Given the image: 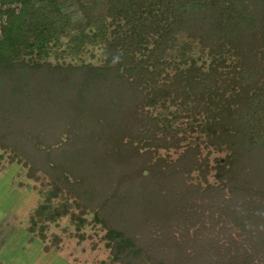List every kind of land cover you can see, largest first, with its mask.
<instances>
[{
	"label": "trees",
	"instance_id": "obj_1",
	"mask_svg": "<svg viewBox=\"0 0 264 264\" xmlns=\"http://www.w3.org/2000/svg\"><path fill=\"white\" fill-rule=\"evenodd\" d=\"M76 1L73 21L66 0H0V137L118 214L108 264H147L160 242L206 258L195 245L218 225L248 264L264 243V0H99L92 17ZM94 46L99 62L56 61Z\"/></svg>",
	"mask_w": 264,
	"mask_h": 264
},
{
	"label": "rangeland",
	"instance_id": "obj_2",
	"mask_svg": "<svg viewBox=\"0 0 264 264\" xmlns=\"http://www.w3.org/2000/svg\"><path fill=\"white\" fill-rule=\"evenodd\" d=\"M80 1L89 7V13L85 8L83 11L90 17L103 16L104 7L99 0ZM66 2L71 3L68 5L74 7L78 14L73 16L72 20L80 18L81 13L78 12L79 7L76 3L78 1L66 0ZM102 56V49L94 46L77 57L57 56L56 61L76 59L77 62L96 63L101 60ZM54 59V56H51L50 60L54 61ZM1 124H4V121L0 115ZM16 129H21V127ZM3 132L0 127V136ZM20 142L25 143L24 140ZM14 144H9V140H3L0 137V249L4 252V257L14 260L15 264H28L25 258L22 260L24 253L38 255L35 264H108L111 261L109 251L111 239L108 225L116 226L122 223L118 214H108V209H106L108 206L103 205V200L84 204L67 194L62 188L54 186L51 179L42 172L34 170L31 173L25 158L13 151ZM207 151L209 150L202 148L201 157H207L210 166L215 164L216 158L222 159L224 156L223 152L216 153L210 150L207 154ZM160 153H164L163 150ZM169 153L173 158L177 156V153L173 151ZM213 173L214 170L209 172L208 181L210 182L214 181ZM113 176L115 178V175ZM113 176L109 179L104 178L115 182ZM228 223L232 229V222L228 221ZM252 225L255 228H264L263 222L262 225L257 222ZM219 227L220 225L212 233L215 238L213 236L210 238L208 235L205 239L200 238L195 245V252L199 251L201 246L203 247L200 254L206 258L199 257L196 261L190 254L180 257L175 248L168 250V247L163 246L165 242H160L150 245L151 253L146 262L147 264H178L177 258L189 261L188 264H206L207 260H210L211 264L236 262L238 259L232 258L229 263V253H226L225 247L220 244L224 243L227 246L223 237L229 232ZM216 234L219 236L217 237ZM145 236L151 237L146 240L152 242L153 236L149 234ZM263 236L264 233H262ZM259 243L261 245L259 240L254 241L256 245ZM217 246H219V253ZM245 246L250 247L247 243ZM21 249L26 251L21 254ZM231 251L230 253H234L233 250ZM251 252L248 249L249 256H251V259H247L248 264H264V243H262L261 252L254 254ZM188 256H191V259L188 260ZM240 258L242 259V256ZM6 263L10 262L6 261Z\"/></svg>",
	"mask_w": 264,
	"mask_h": 264
},
{
	"label": "crops",
	"instance_id": "obj_3",
	"mask_svg": "<svg viewBox=\"0 0 264 264\" xmlns=\"http://www.w3.org/2000/svg\"><path fill=\"white\" fill-rule=\"evenodd\" d=\"M20 251H21V254H22L23 251L25 252L26 250L21 249ZM3 253L4 252H2V250L0 249V264H7L6 261H9L10 262L9 264H15L14 260L4 257ZM15 255L19 256L18 254H15ZM37 256L38 255H32L31 253H28V254L24 253L22 255V260H24L23 258H25L26 261L28 262V264H35V261L37 260Z\"/></svg>",
	"mask_w": 264,
	"mask_h": 264
}]
</instances>
